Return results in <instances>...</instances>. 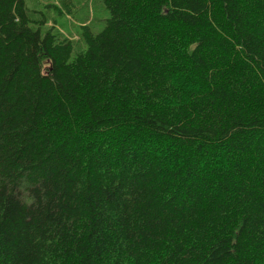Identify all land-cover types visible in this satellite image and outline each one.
<instances>
[{"label": "trees", "instance_id": "16d2710c", "mask_svg": "<svg viewBox=\"0 0 264 264\" xmlns=\"http://www.w3.org/2000/svg\"><path fill=\"white\" fill-rule=\"evenodd\" d=\"M103 2L0 0V264H264V0Z\"/></svg>", "mask_w": 264, "mask_h": 264}, {"label": "rangeland", "instance_id": "374dc122", "mask_svg": "<svg viewBox=\"0 0 264 264\" xmlns=\"http://www.w3.org/2000/svg\"><path fill=\"white\" fill-rule=\"evenodd\" d=\"M25 0L31 26L43 35L52 31L73 41L71 60L88 46L81 38L82 25L88 24L94 33L101 32L111 16L103 0ZM43 21V23H41Z\"/></svg>", "mask_w": 264, "mask_h": 264}, {"label": "bare ground", "instance_id": "6f19581e", "mask_svg": "<svg viewBox=\"0 0 264 264\" xmlns=\"http://www.w3.org/2000/svg\"><path fill=\"white\" fill-rule=\"evenodd\" d=\"M172 71V70H171ZM86 179V178H85Z\"/></svg>", "mask_w": 264, "mask_h": 264}]
</instances>
